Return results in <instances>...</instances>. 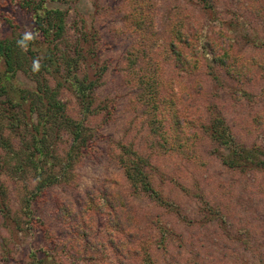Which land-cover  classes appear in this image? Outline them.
Here are the masks:
<instances>
[{
	"label": "rangeland",
	"instance_id": "obj_1",
	"mask_svg": "<svg viewBox=\"0 0 264 264\" xmlns=\"http://www.w3.org/2000/svg\"><path fill=\"white\" fill-rule=\"evenodd\" d=\"M134 1L48 3L68 12L65 47L84 34L95 38L108 66L96 92L102 111L87 121L97 135L92 153L76 168L75 183L47 190L30 220L23 183L2 177L22 225L10 232L0 215V264L26 263L40 248L49 250L48 264H143L146 251L154 264H264V169L227 168L203 134L208 108L216 105L238 144L264 150V0H210L215 13L202 10L200 0H148L146 10ZM185 23L200 31L193 43H209L199 68L186 73L169 48L172 30ZM26 29L35 32L31 16L12 0H0V37ZM215 56L225 58L229 69ZM146 72L160 84L162 114L151 105V91L138 83ZM18 83L34 86L25 73ZM61 99L73 119H82L74 95L63 92ZM175 112L186 120V134L194 136L187 151L179 149L168 121ZM122 146L150 160L153 187L168 208L133 192L119 161ZM121 204L130 206L143 227L139 241L131 236L134 230L120 231L111 222L116 213L124 217ZM211 209L227 218L232 238L207 215ZM28 221L42 224L45 235L29 232ZM159 225L169 232L164 242Z\"/></svg>",
	"mask_w": 264,
	"mask_h": 264
},
{
	"label": "trees",
	"instance_id": "obj_2",
	"mask_svg": "<svg viewBox=\"0 0 264 264\" xmlns=\"http://www.w3.org/2000/svg\"><path fill=\"white\" fill-rule=\"evenodd\" d=\"M61 1L66 0H12L14 7L31 16L35 32H39V37L29 44L27 51H22L16 43L22 35L9 39L0 37V215L10 232H19L22 222L12 212L8 189L2 177L6 175L23 183V210L30 220L33 217L34 203H41L38 198H42L47 190L75 183L76 168L92 153L97 135V131L87 121L102 111L101 104H97L96 92L101 87L108 66L102 62L101 52L95 42H92L95 38L91 34H84L73 46H64L68 12L48 6L49 2ZM134 2L146 10L148 0ZM200 4L205 12L215 13L216 7L210 0H200ZM187 25L185 23V27L173 29L174 41L169 42L170 51L180 61L179 67L184 73L199 68L200 59L205 54L203 49L209 44L204 43L200 48L199 44L193 43L191 37L200 31L195 30L191 23ZM216 25L221 26L217 21ZM211 44L213 45L212 42ZM180 45L182 50H179ZM134 57L131 55L129 58L131 64L135 63ZM37 58H40L41 69L34 73L31 65ZM215 60L225 69L230 67L222 56H215ZM234 70L238 72L239 67H234ZM20 73L27 74L34 83L31 89L23 88L18 83ZM145 74L138 83L144 86L145 91H151L150 98L154 101L151 105L155 110L161 109L162 114L165 101L160 97V84L156 74ZM63 92L74 95L79 101L82 119L75 120L68 114L61 99ZM208 113L203 134L211 140L215 147L214 153L216 151L222 164L242 171L264 169V150L238 144L216 105L210 106ZM171 114L168 121L173 126L172 133H175V138L180 142L179 149L187 151L194 136L186 134L187 122L185 119L182 121L181 114ZM178 137L186 139L181 142ZM119 161L135 194L149 196L160 206L169 207L153 187L148 171L151 164L147 157L138 154L130 146H122ZM93 199L90 197L89 202L95 207ZM170 207L174 209L173 205ZM118 208L125 209L124 217L121 220L116 213L112 224L120 231L134 230L131 236L139 241L143 227L137 225L130 206L123 207L121 204ZM207 209L210 210L209 207ZM60 211L63 214L65 209L60 207ZM207 215L211 220L218 219L224 235L232 238L226 217L212 209ZM38 223L28 221L26 229L33 234L45 235L46 229ZM84 227L81 226L82 229ZM159 229L162 233L159 242H164L169 232L160 225ZM45 257H52L48 249L33 250L29 261L23 264H48ZM142 263L154 264L149 252H145Z\"/></svg>",
	"mask_w": 264,
	"mask_h": 264
},
{
	"label": "clouds",
	"instance_id": "obj_3",
	"mask_svg": "<svg viewBox=\"0 0 264 264\" xmlns=\"http://www.w3.org/2000/svg\"><path fill=\"white\" fill-rule=\"evenodd\" d=\"M39 37V32H34L32 30H25L21 36V38H19L16 43L17 46L22 50V51H27L29 44L33 41H35L37 38ZM41 69V62H40V58L34 59L32 61V65H31V70L36 73L39 72Z\"/></svg>",
	"mask_w": 264,
	"mask_h": 264
}]
</instances>
